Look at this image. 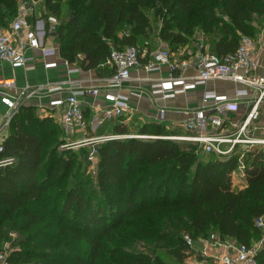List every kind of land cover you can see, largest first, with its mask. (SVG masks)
<instances>
[{
    "label": "trees",
    "instance_id": "trees-1",
    "mask_svg": "<svg viewBox=\"0 0 264 264\" xmlns=\"http://www.w3.org/2000/svg\"><path fill=\"white\" fill-rule=\"evenodd\" d=\"M19 1L0 0V29ZM44 1L59 56L84 71L105 64L113 49L153 54V40L170 55L193 49L198 33L210 54L223 56L241 36H254V18H264V0ZM6 132L0 161L14 162L0 165V244L3 231L17 234L11 264H182L191 252L185 235L192 244L216 234L249 246L264 234L254 226L264 216V146L240 160L238 146L205 154L199 143L164 138L184 136L162 124L133 133L117 124L112 136L123 137L96 146L92 173L90 146L63 148L70 142L63 127L32 105L19 107ZM239 161L242 189L231 181ZM255 260L264 264V247Z\"/></svg>",
    "mask_w": 264,
    "mask_h": 264
},
{
    "label": "built area",
    "instance_id": "built-area-1",
    "mask_svg": "<svg viewBox=\"0 0 264 264\" xmlns=\"http://www.w3.org/2000/svg\"><path fill=\"white\" fill-rule=\"evenodd\" d=\"M37 2L38 0L19 1L16 16L7 28L0 31V63L7 62L13 68L24 66L28 60L26 57L27 48L40 49L44 57L58 54V49L47 50L42 45V38L46 33L45 22L41 20L35 22L34 26L30 25L29 17L34 12ZM54 24L55 21L50 18L48 27L50 31L54 30ZM197 36L198 39L194 42V51L190 60L173 62L170 59L171 55L164 47L157 49L151 55V58L144 65L146 72L159 71L162 66H168L170 70L167 79L151 82V94L163 100L171 99L178 94L196 90L198 87L206 86L208 82L213 81L230 82L240 89L235 91L233 99L223 94H217L213 90L203 91L201 97L203 107L197 109L192 117L187 118L182 123V126L191 135L164 138L199 143L202 145L203 153H215L217 155L232 154L236 146L240 144H249L250 147L264 146V136L257 138L250 133V126L260 116L261 106L264 105V74L260 73V66L256 61L253 40L250 37L241 36L233 53L218 56L207 51L202 42L201 33H198ZM144 53L145 51L140 52L135 47L113 49L106 60L108 66L112 68V74L105 81L104 92H100L98 88L83 89L79 84H74L66 98L51 102L52 107H59L62 110V123L65 132L70 133L74 130L83 132L86 128L83 110L78 101L79 96L97 97L101 95L104 101L110 104L108 108L99 109L101 121L112 120L124 115L129 109L131 98L139 97V95L135 93L122 94L118 91L122 90L124 85L131 80V72L140 65V58ZM63 63L68 66V62L64 61ZM56 65V63H45L46 68ZM188 70H193V73L191 75L186 74ZM12 86L13 82L11 81H0V101L7 109L4 114H0V134L7 130L19 107L36 92V90L30 91L26 87L11 95ZM60 90V86L49 89L50 92ZM240 100H244L247 104L243 117L238 123V120L233 119L226 122L223 117L228 113H236L239 110ZM209 102H212V112L205 108V104ZM165 111L164 108L159 110L160 119L164 117ZM226 127L235 130L231 132L230 129L229 131L226 130ZM119 137L123 136L82 138L76 142H67L62 147L74 148L77 147L75 144L90 146L92 147L88 154L90 161L97 153L96 146L99 143ZM243 155L244 151L242 150L240 160ZM13 162L12 158H8L0 161V165H10ZM238 168L240 171L244 169V164L241 161H239ZM254 226L257 230L264 232V216L256 218ZM184 238L186 243L192 247V239L187 235ZM262 240L264 237L249 246L219 238L203 240L202 256L210 258L212 261H201L194 264H256L255 255ZM8 258L7 252H0V264H11Z\"/></svg>",
    "mask_w": 264,
    "mask_h": 264
},
{
    "label": "crops",
    "instance_id": "crops-1",
    "mask_svg": "<svg viewBox=\"0 0 264 264\" xmlns=\"http://www.w3.org/2000/svg\"><path fill=\"white\" fill-rule=\"evenodd\" d=\"M41 0H38V4L34 9V12L29 17L31 26H34L37 21H44L42 18ZM52 18V17H50ZM48 18V22L49 19ZM55 21V19H53ZM56 23V22H55ZM46 33L42 38V45L50 50L51 48L58 49L55 44L52 33L48 34V25L45 23ZM4 29H0L3 31ZM23 37V36H22ZM198 36H196L197 38ZM200 37V36H199ZM192 50L184 47L176 53H172L171 57L173 62H179L181 60H190ZM151 53H144L140 58V65L133 69L131 72V80L124 85L122 90L118 91L122 94L135 93L139 97H132L129 102V109L126 110L124 115L114 118L112 120H100V108H108L109 103L104 101L101 95L97 97L84 95L79 96L78 101L81 104L84 120L86 122V128L82 131L65 132L62 123V110L59 107H52L51 102L57 99H64L73 89L74 84H79L83 89H100V92H104V85L106 79L110 76L111 70L108 64L105 62L97 70L84 71L78 67L76 63H68L66 66L59 54L49 55L44 57L40 49L27 48L26 57L27 62L24 66L13 68L9 63H0V81L13 82V88L11 89V95L26 88L30 91L36 90L24 104L32 105L36 108V112L39 117H51L53 120L61 125L64 129L66 139L70 142H76L82 138H96L101 136H112V130L115 125L120 124L127 127L128 132H135L136 126L143 124H162L164 128L171 132L173 135L190 136L191 133L182 126V123L187 118L194 115V112L203 107L201 97L203 91H215L217 94L226 95L228 98L233 99L235 91L240 89L235 84L230 82H208L206 86H200L196 90L188 91L185 94H178L171 99H160L151 94V82L154 80H165L170 75L168 66H162L161 70L154 72H146L144 65L151 58ZM186 56L187 58L181 59ZM256 61L260 66V73L264 74V48H257L255 50ZM45 63H56L55 67L46 68ZM74 69V70H71ZM77 69V70H75ZM193 70H188L186 74L191 75ZM54 86H60L61 90L56 92H50L49 89ZM117 92V91H116ZM1 98V95H0ZM212 102L205 104V108L212 112ZM166 109L164 117L159 118L158 112L160 109ZM247 108V104L244 100L239 101V110L236 113H228L223 118L227 121L230 117L238 120L243 117V113ZM7 111L6 107L0 101V114H4ZM235 114V115H234ZM261 118L258 122V127L264 128V105L261 106ZM237 117V118H236ZM120 118L123 121L119 120ZM121 121V122H120ZM227 124V123H226ZM232 131V128L226 127V130ZM6 134L7 132L4 131ZM5 134V136H6ZM2 134H0L1 136ZM4 136V137H5ZM128 136V135H125ZM3 136L0 141L3 140ZM177 137V136H175ZM182 137V136H181ZM243 171H240L238 166L231 174L241 176V181H233L231 178L233 187L242 189L245 187L246 182L243 178ZM238 181V182H237ZM229 241H235L227 239ZM264 247V240L261 241L260 248ZM204 248L203 242H194L191 247V252L182 264H194L196 262H210L212 259L204 258L202 256V250ZM176 264V263H175Z\"/></svg>",
    "mask_w": 264,
    "mask_h": 264
},
{
    "label": "rangeland",
    "instance_id": "rangeland-1",
    "mask_svg": "<svg viewBox=\"0 0 264 264\" xmlns=\"http://www.w3.org/2000/svg\"><path fill=\"white\" fill-rule=\"evenodd\" d=\"M42 2V4L43 5H41V7H42V9H43V6H44V0H41ZM37 4H38V2H37ZM42 12H43V10H42ZM64 16H66V13H65V10L62 12V14H61V17L60 18H64ZM43 20H44V22L46 23L47 21L43 18ZM50 20V19H49ZM253 28H254V36L253 37H251V39L253 40V42H254V44H255V50L257 49V48H264V18H254V20H253ZM153 42V45L156 43V45L154 46L155 48L154 49H159V48H162V47H164V48H166L165 47V45H163L162 43H159V42H156V41H152ZM207 46V45H206ZM188 49H190V50H194V48L192 49V45H189L188 47H187ZM207 48H208V46H207ZM244 114V113H243ZM235 115V114H234ZM237 118V117H236ZM260 118H261V114H260V116L258 117V119L254 122V124L253 125H251L250 126V133L254 136V137H257V138H259V137H262V136H264V135H262V134H264V128H261V127H258V122L260 121ZM230 119H233V120H235L234 118H232V117H230ZM241 119V118H240ZM239 119V120H240ZM237 120H238V118H237ZM237 120H235V121H237ZM239 120L237 121V123L239 122ZM236 123V124H237ZM235 129H233L231 132H233ZM5 132H3L2 133V135L0 136V139H1V137L3 136H5ZM4 139V138H3ZM3 141V140H2ZM2 141H0V142H2ZM180 142H184V141H180ZM75 145H77V147H74L75 149H78V148H80V147H84V146H86L87 147V145H84V146H80V145H78V144H75ZM239 150H240V152L243 150L244 151V153L247 151V150H249V149H251L252 147H250V145L249 144H240L239 146ZM255 147V146H254ZM90 148V151H91V149H92V147H89ZM89 154V153H88ZM87 160H86V162L88 163V165H89V171L90 172H92V173H94L95 172V168H96V154H94V156H93V160H88V155H87ZM231 178H233V181H235V180H238L239 182L241 181V176H237V175H232L231 176ZM237 181V182H238ZM7 231V230H6ZM6 231H3L4 233H3V236H5L6 235V238L4 237V239H3V241H2V244H0L1 246H0V249H1V247H2V249H3V251H5V252H7V254H9V255H11V253L12 252H14V250H16V238H17V234L16 233H13V232H11V231H8V232H6ZM8 233V234H7ZM262 237H264V234H262L261 235V238ZM212 238H218L217 237V235L215 234ZM260 238V239H261ZM257 242V241H256ZM166 264H174L172 261H168Z\"/></svg>",
    "mask_w": 264,
    "mask_h": 264
},
{
    "label": "bare ground",
    "instance_id": "bare-ground-1",
    "mask_svg": "<svg viewBox=\"0 0 264 264\" xmlns=\"http://www.w3.org/2000/svg\"><path fill=\"white\" fill-rule=\"evenodd\" d=\"M181 140H184V139H181Z\"/></svg>",
    "mask_w": 264,
    "mask_h": 264
}]
</instances>
